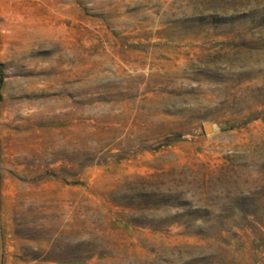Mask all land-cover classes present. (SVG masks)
I'll list each match as a JSON object with an SVG mask.
<instances>
[{"label": "rangeland", "instance_id": "374dc122", "mask_svg": "<svg viewBox=\"0 0 264 264\" xmlns=\"http://www.w3.org/2000/svg\"><path fill=\"white\" fill-rule=\"evenodd\" d=\"M0 264H264V0H0Z\"/></svg>", "mask_w": 264, "mask_h": 264}, {"label": "water", "instance_id": "95a60500", "mask_svg": "<svg viewBox=\"0 0 264 264\" xmlns=\"http://www.w3.org/2000/svg\"><path fill=\"white\" fill-rule=\"evenodd\" d=\"M205 129H206V131H209L210 130V125L209 124H206L205 125Z\"/></svg>", "mask_w": 264, "mask_h": 264}]
</instances>
